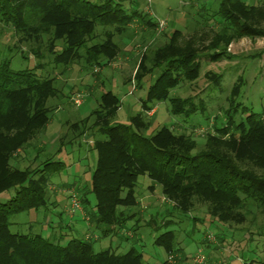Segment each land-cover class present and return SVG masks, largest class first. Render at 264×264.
<instances>
[{
	"label": "trees",
	"instance_id": "obj_1",
	"mask_svg": "<svg viewBox=\"0 0 264 264\" xmlns=\"http://www.w3.org/2000/svg\"><path fill=\"white\" fill-rule=\"evenodd\" d=\"M212 1L216 7H207L203 22L207 31L218 26L212 37L208 32L185 41L182 32L175 30L166 44L142 55L134 81L137 89L145 81L150 84L138 114L125 124L117 122L120 101L107 91L99 96L89 117L70 126L74 137L68 144L86 133L101 137L91 147L96 156L88 191L95 200L91 212L87 211V189H73L81 195L82 221L101 230L99 238H121L126 223L140 213L133 212L139 205L135 189L140 176L149 179V189L158 186L172 212L183 217L194 211L196 203L204 205L210 223L223 227L247 221L253 225L257 214L264 215V114L248 112L238 122L230 115L219 127L212 118V134L208 133L200 150L190 136L176 133L172 125L144 135L151 126L146 113L156 104L168 103L169 115L183 120L206 112L201 100L195 104L190 98L170 97L183 82L198 77L199 59H229L226 49L232 41L264 37V0L258 5L251 0ZM134 23L143 32L158 25L141 11L138 0H0V35L9 31L13 37L12 46L0 43V194L15 191L10 200L0 203V264H149L133 249L123 254L95 252L89 234L85 240L71 238L60 245L39 234L11 233L9 229L11 216L47 207L49 182L64 167L50 158L33 170L9 165L12 154L26 149L45 128L49 121L46 101L58 93L52 78L35 72L44 69L41 61L47 59L59 74L79 64L82 70L106 66L120 52L114 36H122ZM97 28L104 39L90 44L97 40ZM209 36V44L200 46ZM14 56L21 60L31 56L37 63L32 69L12 70ZM237 90L235 86L231 91L232 103ZM89 118L94 120L87 125ZM67 213L72 219L78 212ZM240 233L248 235L247 244L264 246V225ZM215 236L225 243L223 230ZM153 244L169 255L177 250L173 231L159 235ZM255 263L264 264V259Z\"/></svg>",
	"mask_w": 264,
	"mask_h": 264
},
{
	"label": "rangeland",
	"instance_id": "obj_2",
	"mask_svg": "<svg viewBox=\"0 0 264 264\" xmlns=\"http://www.w3.org/2000/svg\"><path fill=\"white\" fill-rule=\"evenodd\" d=\"M262 1L250 2L258 5ZM138 2L141 11L157 20L158 25L153 30L147 29L143 32L140 30L141 27L134 23L122 36H114L120 52L109 64L103 67H90L91 70H82L83 64H79L81 67L73 66L66 73L59 74L58 70H52L47 64L48 60L44 59L41 61L44 69L35 71L37 74L52 78L58 93L46 101L49 121L45 128L29 141L26 149L19 152L16 150L12 154L9 165L12 169L33 170L50 158L63 163L64 167L49 182L47 207L38 212L31 211L11 216L10 232L24 235L39 234L42 238L58 242L60 245L71 238L85 240L89 234L88 238L92 241L95 252L110 250L116 254H123L133 249L142 255L143 262L155 264L166 261L169 254L155 246L153 241L159 235L173 231L178 248L172 254L174 256L172 264H194L193 257L198 250L202 251L206 264H257L256 261L261 262L264 259V246L260 243L247 244L248 235L240 232L243 229L264 225V215L257 214V222L253 225L247 221L223 227L218 223H210L204 205L196 203L194 211L190 214L191 217L198 219L194 223L190 215L183 217L172 212L171 204L163 200L159 187L149 189L151 183L146 176L137 179L135 191L140 202L135 211L141 214L136 215L137 220L126 223L125 230L130 232L129 234L123 232L121 238L115 236L99 238L101 230L91 228L78 217V214L82 216L83 213L80 205L81 195L73 189L83 188V191L84 188L87 189L85 193L88 212L93 210L95 204L94 196L88 193L96 162L91 147L93 142L101 137L86 133L76 142L68 144L74 137L70 126L89 117L96 107L99 96L107 91L117 96L120 101L116 121L127 123L130 117L141 111L140 102L145 98L150 84L145 81L141 89H137L134 81L137 65L144 52L166 44L167 37L175 30L181 31V40L186 41L193 35L199 38L208 32L210 34L218 27L215 25L211 31L203 28V22L208 14L205 10L207 7L215 6L212 5V0H138ZM143 30H146L145 27ZM95 35L97 40L94 39L90 44L104 39L100 28L95 30ZM210 36L205 37L200 46L208 45ZM11 37L9 31L2 32L1 45L12 46ZM21 49L27 50L25 46ZM226 50L229 59L223 58L214 62L204 57L199 59L198 77L192 82H183L170 92V97L190 98L195 104L203 101L207 108L206 112L183 120L169 115L168 103L156 104L151 114H146L151 126L145 131V136H150L162 126L172 125L176 133L190 136L195 141V149L200 150L208 133L212 134L210 130L212 118H216L215 123L219 127L230 115L238 122L248 112L264 114V37H243L234 40ZM202 53H205V50ZM36 63L37 60L31 56L25 60L14 56L11 59V69H32ZM156 75L150 79L151 82ZM214 78L218 79L217 85L213 83ZM235 86H238V90L232 103L231 91ZM76 96L81 97L79 105L74 104L72 100ZM229 102L232 103V107ZM155 110L156 114L151 117ZM90 119L87 125L94 120ZM70 192L79 202V211L74 215L73 221L67 213L71 206ZM14 194L13 190L0 194V203L10 200ZM221 230L225 235L224 246L215 236ZM207 234L212 235L214 239L212 242L205 239ZM251 260L255 262L250 263Z\"/></svg>",
	"mask_w": 264,
	"mask_h": 264
},
{
	"label": "built area",
	"instance_id": "obj_3",
	"mask_svg": "<svg viewBox=\"0 0 264 264\" xmlns=\"http://www.w3.org/2000/svg\"><path fill=\"white\" fill-rule=\"evenodd\" d=\"M80 98H81L80 96L79 97L76 96V97L72 98V100H74V104L79 105L80 101H81ZM146 114L147 115L151 114V111L147 112ZM75 198L76 197H75L74 194H70L71 206H70L69 211L71 213L79 211V202H78V200H75ZM205 239L208 240L209 242H212L214 240L211 234H207L205 236ZM166 260H167L168 263L172 264L173 260H174V256L172 254H170V255H168L166 257ZM205 260L206 259H205L204 255H203L202 251H200V250H198L196 252V254L194 255V257H193L194 264H206Z\"/></svg>",
	"mask_w": 264,
	"mask_h": 264
},
{
	"label": "crops",
	"instance_id": "obj_4",
	"mask_svg": "<svg viewBox=\"0 0 264 264\" xmlns=\"http://www.w3.org/2000/svg\"><path fill=\"white\" fill-rule=\"evenodd\" d=\"M156 112H157L156 110H155V112H153V117H154V115L156 114ZM139 202H140V201H139ZM133 212L136 213L135 209L133 210ZM137 212H138V211H137ZM140 214H141V213H140ZM74 217H75V216H74ZM78 217L80 218V220H82V217H81L79 214H78ZM78 217H76V218H78ZM73 220H75V219L72 218L71 221H73ZM135 220H137L136 216H134L133 219H131L130 221H135ZM123 230H124V232H126V234L128 233V231H126L125 228H124ZM129 233H130V232H129ZM129 233H128V234H129ZM221 245L224 246L223 244H221ZM176 248H178L177 243H176Z\"/></svg>",
	"mask_w": 264,
	"mask_h": 264
}]
</instances>
